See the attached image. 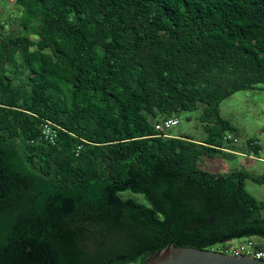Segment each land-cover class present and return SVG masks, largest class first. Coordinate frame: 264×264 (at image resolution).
Segmentation results:
<instances>
[{"label":"trees","instance_id":"trees-1","mask_svg":"<svg viewBox=\"0 0 264 264\" xmlns=\"http://www.w3.org/2000/svg\"><path fill=\"white\" fill-rule=\"evenodd\" d=\"M14 2L22 31L0 34V264H142L169 242L264 249V201L245 189L264 172L198 164L260 157L257 139H224L240 133L219 106L264 84V0ZM182 113L202 137L155 129Z\"/></svg>","mask_w":264,"mask_h":264},{"label":"rangeland","instance_id":"rangeland-1","mask_svg":"<svg viewBox=\"0 0 264 264\" xmlns=\"http://www.w3.org/2000/svg\"><path fill=\"white\" fill-rule=\"evenodd\" d=\"M22 9L15 4L14 0H0V34L9 32H21L20 16ZM32 36V35H31ZM220 115L239 128L237 147L244 148L246 139L253 137L261 145L260 157H253L245 153L236 152V158L228 159L221 156H203L199 160V166L213 173L228 172L232 168L245 169L253 174L264 172V84H260L255 89L238 91L224 99L219 106ZM196 113H182L179 124L172 127V134L190 133L195 137H202V127L195 119ZM191 116L190 120H186ZM245 189L259 200L264 201V185L257 184L251 180L245 181ZM123 197L131 196L143 202L141 195L133 194L129 191L121 194ZM242 239L231 240L237 244ZM258 242L260 240H257ZM263 242V241H261Z\"/></svg>","mask_w":264,"mask_h":264},{"label":"water","instance_id":"water-1","mask_svg":"<svg viewBox=\"0 0 264 264\" xmlns=\"http://www.w3.org/2000/svg\"><path fill=\"white\" fill-rule=\"evenodd\" d=\"M142 264H264V260L231 256L209 248L178 247L169 242L161 250L149 254Z\"/></svg>","mask_w":264,"mask_h":264},{"label":"built area","instance_id":"built-area-1","mask_svg":"<svg viewBox=\"0 0 264 264\" xmlns=\"http://www.w3.org/2000/svg\"><path fill=\"white\" fill-rule=\"evenodd\" d=\"M177 124H179L178 118H166L161 120L159 123H156L155 129L166 131L176 126ZM59 128L60 127L57 124L49 120H42V122L40 123V133L42 139L47 143L54 144L57 130ZM224 139H230L233 140V142L237 141V138L233 137L231 134H226L224 136ZM209 249L231 256H246L257 260H264V249L257 248L255 245V241L249 238H246L238 242L237 244H233L231 243V241L225 242L223 244H216Z\"/></svg>","mask_w":264,"mask_h":264},{"label":"crops","instance_id":"crops-1","mask_svg":"<svg viewBox=\"0 0 264 264\" xmlns=\"http://www.w3.org/2000/svg\"><path fill=\"white\" fill-rule=\"evenodd\" d=\"M259 242H261V241H259Z\"/></svg>","mask_w":264,"mask_h":264}]
</instances>
